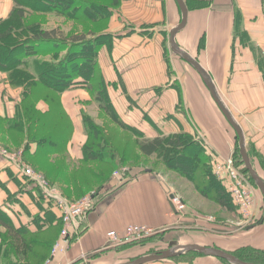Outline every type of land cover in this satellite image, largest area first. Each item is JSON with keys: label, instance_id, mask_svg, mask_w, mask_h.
Wrapping results in <instances>:
<instances>
[{"label": "crops", "instance_id": "obj_1", "mask_svg": "<svg viewBox=\"0 0 264 264\" xmlns=\"http://www.w3.org/2000/svg\"><path fill=\"white\" fill-rule=\"evenodd\" d=\"M184 2L188 17L184 28L174 35L176 46L207 69L215 90L241 95L233 97L234 107L256 109L254 114H247L243 124L238 123L246 135V142L254 144L264 157V79L254 57V53L259 52L264 57V6L261 0ZM14 6V0H0V20L6 19ZM47 16L58 17L59 14L49 12ZM181 19L182 10L176 0H121L107 27L113 39L103 44L97 55L100 71L105 82L110 84V98L127 125L137 127L150 139L158 133L187 132L198 141L195 133L203 132L205 154L210 158L215 153L228 157L232 141L215 134V117L214 120L209 117L190 120L184 114L180 98L186 101V94L189 98L203 93L204 89L200 78L185 69V59L172 49L170 43V31ZM57 22H49L47 29L57 28ZM169 47L173 56L167 50ZM38 59L50 60V56H38ZM32 62L30 71L34 70ZM0 85V115L12 120L20 107L21 89L10 90L3 82ZM248 95H252V99ZM91 99L89 90L82 83L59 94L55 112L58 118L54 117L53 122L56 127L72 125L67 152L74 161L83 157L82 146L86 141L83 113L95 102L90 103ZM35 107L45 113L50 105L40 97ZM35 149L36 144H32L30 152ZM148 168L151 167L146 170L135 168L129 174L127 168L120 176L109 179L100 194L92 198L91 209L76 221L66 242L63 241L62 249L52 256L53 264H122L186 244L210 249L218 247L225 251L243 243L264 248L263 218L244 230H234L233 214L230 217L229 210L190 187L188 190L182 186L181 196L168 179L174 171ZM262 169L264 171V167ZM19 172L15 165L6 161L0 150V210L15 227L26 226L33 232L37 228L35 220L40 218L39 223L46 229L52 215L46 220L45 212L50 209H45L48 206L38 199L32 185ZM175 193L184 204L182 210H175L170 201ZM227 223L231 224L226 227ZM131 224L150 227L154 234L144 242H107L109 231L121 233ZM0 230L4 228L0 226ZM174 252L184 253L181 250ZM79 259L81 262L76 263ZM145 264L228 263L197 252L191 263L163 259Z\"/></svg>", "mask_w": 264, "mask_h": 264}, {"label": "trees", "instance_id": "obj_2", "mask_svg": "<svg viewBox=\"0 0 264 264\" xmlns=\"http://www.w3.org/2000/svg\"><path fill=\"white\" fill-rule=\"evenodd\" d=\"M30 1L35 3L34 6L14 0L15 7L10 16L0 20V69L12 70V73L15 71V77L10 78L12 84H26L30 87L29 93L24 96L23 103L27 98H31L32 94V102L43 97L50 105L47 112L37 111L39 115L31 118L26 135L23 133L21 121L6 119L8 129H11V134H15L14 144L23 145L22 160L40 172L50 184H55L65 198L73 201L74 196L81 193L84 188L89 190L88 194L93 199L96 198L104 185L113 177L111 173L120 165L128 168L127 174L135 168L146 170L149 167L131 165L127 163L130 160H127L128 158L136 157V155L147 159L156 156L163 168L187 178L203 197L227 210H235L236 206L226 186L213 173L211 158L205 154L202 144L194 140L191 135L184 132L169 135L158 134L152 139H145L141 142L137 140L134 146L128 145V138L121 137L123 131H131V134L138 137L144 136V133L137 127L129 126L121 121L110 98V84L105 82L97 62V55L102 45L110 43L113 39L106 29L113 11L120 6L121 0ZM22 5L29 6L32 11L37 12L34 14L33 22L28 25L24 23L28 17ZM38 12L58 13L84 30L64 35L58 28L41 29L42 17L38 15ZM10 30L15 31L11 33ZM12 42H18L19 46L9 61L4 57L7 44ZM38 56H50V60H39ZM31 61L34 65L33 72L30 71ZM258 65L264 79L263 57L258 60ZM18 66H22L21 69H17ZM76 83L85 84L92 98L90 103L97 102L98 114L109 119L112 127L109 125H103L106 126L103 127L102 124L96 122L95 118L84 112L83 124L86 141L83 144V157L80 160L71 161L67 152V144L72 125L56 127L53 124V115L58 106L60 92ZM26 112L23 108L21 115L29 121L27 119L29 115ZM35 123L39 124L37 129L33 127ZM111 128L113 129L112 134H109L108 130ZM40 131L43 133H39ZM115 140H120L124 144L122 149L118 148L116 145L118 142ZM32 144H36L33 153L30 152ZM251 147L247 143L246 150L250 161L253 157V154L250 155ZM6 150L9 151L7 148ZM255 156L259 159V164L264 166L260 156L258 154ZM235 165L237 166L236 161ZM253 168L264 180L254 165ZM148 169L155 171L154 167ZM240 170L255 182L245 165ZM19 173L28 184L32 185L38 199L44 203L45 199L41 195L40 187L21 172ZM46 205L48 207L45 209L50 210L45 212V219L47 220V216L51 214L52 217L50 216L47 220L51 223L43 229V225L39 223L40 218H38L35 220L37 228L33 232L26 226L15 227L8 216L0 210V226L4 228L0 230V264H33L35 260V264H38L47 259L49 252L59 239L56 229L60 225L61 217L50 201H46ZM53 211L58 214V218L55 217L57 214ZM136 241L144 242L145 240ZM226 252L245 262L264 264V249L239 246L228 249ZM196 253L187 251L169 259L174 262L191 263ZM50 259H52L51 256ZM218 259L230 264L224 259Z\"/></svg>", "mask_w": 264, "mask_h": 264}, {"label": "rangeland", "instance_id": "obj_3", "mask_svg": "<svg viewBox=\"0 0 264 264\" xmlns=\"http://www.w3.org/2000/svg\"><path fill=\"white\" fill-rule=\"evenodd\" d=\"M19 2H22V4H28L30 6H32V5L34 6V4H35L33 1H30V0H19ZM22 7L25 9V11H26L25 14L28 17V19L24 23L26 25H28V24L33 22V19H35L34 18V14H37V13L32 11V9H30L31 7H29V6L22 5ZM48 13L47 12L46 13L38 12V15H40L42 17L41 18V22H40L41 29H47V27H49L48 24L50 25V23L53 24V22L58 21L59 23L57 22V28L60 29L61 32L64 35H69L72 32H77V31H80V30H84V29L80 28L81 26H78V25L74 24L72 21L65 19L62 15H59L58 17L50 16L48 18V16H47ZM9 16H10V14H9ZM10 31H11V33H13L15 30H10ZM19 32L21 33L20 29H19ZM7 45L8 46L6 48L7 50L5 52V57L4 58H6V60L10 61L11 58L13 57L12 56L13 53L15 52V50L18 48L19 45H18V42H12V43H9ZM167 50L171 53L170 55L173 56V53H172V50L170 49V47L167 48ZM4 51H5V49H4ZM63 54H64V52H63ZM254 57H255L256 61H258L262 57V54L260 52L259 53H254ZM184 62H185V69L193 71V73L198 78H200L201 85H202V87L204 89L203 93L191 95L189 98L187 97V94H186V101H184V99L180 98L181 102H182L181 104L183 105L184 114L188 118H190V120H193V119L194 120L195 119L198 120V118H205L206 119L208 117L210 118V120H214L213 117H215V120H214V124H215L214 131H215V134L217 136H221L222 139H227V140H231L232 141V146H231L232 148H231L230 155L233 157V160L235 159L234 163L236 161V164H237V166L236 165L235 166L240 171V173H242L240 169L244 166V164H243V162L241 163L242 159H241V155H240L239 141L237 139L236 132L230 126V124L226 121V119L224 118V116L222 115L220 110L218 109L216 103L213 101V98L211 97V95H210V93H209V91H208V89L206 87V84L204 83V80L198 74V71L190 63L186 62L185 60H184ZM199 65L202 68L205 76L208 77V79L210 80V82L212 83V85L214 87L215 83H214L213 79H211V77L208 75L207 69L203 65H201L200 63H199ZM21 67L22 66H18L17 69H21ZM0 70L2 71V73H0V82L5 83L9 87L10 90H12V89L14 90V89H17V88L21 89L20 107H19L18 113L16 112V114L14 115V119L17 120V121H21L23 123V133H24V135H26L27 134V128L30 126V123H31V118H35L37 115H39V113H38L39 111L35 107L37 102L39 101V99L36 100L35 102H32L33 100L31 99L32 98V94H31V98H27L25 100V102L23 103L24 96H25V94L29 93V91H30L29 88L30 87H27L26 84H12L11 83L10 78L15 77L14 76L15 71H13V73H12V70H7V69H0ZM31 72H33V70ZM187 86H188V83L186 84V87ZM214 91H215L219 101L223 105V107L226 108L230 114H231L230 111H232L233 114L236 116L235 118L234 117L233 118H234V120L236 121V123L238 125H239L238 122H240L241 124L244 123V118L247 116V114L251 115V113L254 114L256 112V109H254V108L253 109L249 108V109L241 110L240 108L234 107L235 104H234L233 97L241 96L240 94L232 95L230 93L225 92L224 90L219 91V90H215L214 89ZM248 98L252 99V95H248ZM226 105H227V107L229 106L230 108L232 106L233 107H232L231 110H229L230 108L228 107L229 108L228 109L226 107ZM23 108H25V110L27 111L26 113L29 115L27 117V119H29V121H26V117H23V115H21ZM86 112L89 115H91V117L95 118L97 123L102 124V126L103 125H109L110 127H112L110 122H109L110 121L109 119H107L104 115H103L104 116L103 117L102 115L98 114L99 112H98L97 102L92 103L87 108ZM118 115L121 118V121L124 122V120L122 119L123 118L122 115H120V114H118ZM54 117H55V119H56V117L58 118L57 115L56 116L53 115V118ZM45 120H47V119H45ZM3 121H5V122H3ZM6 122H7L6 118H4V117H2L0 115V150L5 151L7 153H10L11 155H14L15 159L20 161L21 164H24L26 166L31 167L29 164L25 163L22 160L21 150L23 149V145L17 146L16 144H14V140H13L14 137L13 136H15V134H11V129L6 130V126H7ZM53 124H55V122H53ZM9 125H11V124H9ZM38 126H39V124L35 123V125L33 127H34V129L35 128L37 129ZM103 127H106V126H103ZM240 129H241V127H240ZM112 130H113L112 128H111V130H108V133L112 134ZM7 131H9V132H7ZM241 132H242V135H243L244 146L246 148V145H247L248 141L246 142V139H245L246 135H245V133H243L242 129H241ZM39 133L42 134L43 132L40 131ZM185 133H187V132H185ZM158 134L160 135L161 133H158ZM195 134L197 136V139H199L198 141L202 142V146L205 147L204 140H203V137H204L203 132H200L198 134L195 133ZM121 135H122L121 137L123 139L128 138V140H129V144L128 145H131V146H134L136 144L135 142H137V140L139 142H141V141H144L145 139H150V138H147L145 136V134H144V136H139V137L135 136V134H131V131H127V132L123 131V133L121 132ZM191 137L195 140V138L193 136H191ZM25 139H27V137H25ZM115 141L118 142V144L116 143V145H118V148L122 149L124 144H122V142H120V140H115ZM2 144H5L7 147L5 145L2 146ZM248 144L251 145L252 143L249 141ZM251 146L252 147H251L250 155L253 154V157L251 158V161H252L254 167L256 168V170L259 171L261 176H264V171L262 169L264 166H261L259 164V159L255 155L258 154L260 156V159L263 162H264V157H263V155H261V153H260L261 151H259L257 149V147H255L254 144H252ZM6 148L10 152L7 151ZM82 152H83V146H82ZM215 155H220V154L215 153ZM70 160L74 161L72 159H70ZM127 160H129L127 163H130L131 165H141V166L145 165V166H149V167H154L155 170H161V171L164 169V168H162V165L159 164L156 156L147 159V158H144V157H138V155H136V157L135 156L134 157H130ZM249 160H250V158H249ZM251 161H250V163H251ZM252 163H251V165H252ZM253 165H252V167H253ZM263 165H264V163H263ZM32 169L36 172V174L38 176L41 177L42 181H45L48 186H50L52 189L56 190L55 192L60 194L63 197V199L69 201V199L65 198L62 195L61 190L55 184H50L48 182V180L40 172L36 171L34 168H32ZM139 169L143 170L144 168H139ZM116 171H118V173L121 174L122 172H126L127 171V167L120 165V167L114 169V171L111 173V175L113 176V173L116 172ZM242 174H243L247 184L251 187V190L254 192V194L256 196V208H255V216H254L255 218H253L254 221L251 224H249V226H245L243 228V225H241V226L237 225V222H239L240 219L242 220V215L238 211L237 207L235 208V210H232V211L229 210L230 217L233 214L232 225H234V230H244L246 227H250V225H252L254 222H257L259 220L261 221L262 218L264 220V217H263V215H264V195L262 194V191H261L259 185L256 182L251 181L246 174H244V173H242ZM168 179L175 184L176 192H178L181 196H183L182 195V190H184L182 188V186L183 187H188V190H190V188L192 190L193 189L196 190L194 188V186L191 184V182L187 178H185L184 176H181L180 174H178L176 172H174V173L172 172L168 176ZM263 183H264V180H263ZM184 192H185L186 196L189 197L187 192L186 191H184ZM88 193H89V190L87 188H84V189H82L81 193L75 195L74 198L77 199L79 196H83V195H86ZM41 195L43 197L42 191H41ZM44 203L46 204V201ZM55 217L58 218L57 215ZM58 223H59V221H58ZM229 224H231V223H229ZM229 224L227 223V224H225V226L228 227ZM235 227H236V229H235ZM61 229H62V222H60L59 227L56 229L58 236L60 235ZM239 246H246V247L248 246L249 248H255V249H259V250H263L264 249L262 247H256L255 245H252V244H249V243H243V244L234 246V248H237ZM216 249L217 250H222V249H220L218 247ZM229 249H231V248H229ZM52 251H53V248L49 252V255H48L47 259L43 263H38V264H53L54 261H53V259H50V256H54L55 257L56 253L52 254L53 253ZM223 251H225V250H223ZM184 253H186V252H184ZM29 258L31 259V255H29ZM33 259L35 260V257ZM79 261L81 262V259H79L76 263H78ZM35 262H36V260H35ZM35 262L33 264H35Z\"/></svg>", "mask_w": 264, "mask_h": 264}, {"label": "built area", "instance_id": "obj_4", "mask_svg": "<svg viewBox=\"0 0 264 264\" xmlns=\"http://www.w3.org/2000/svg\"><path fill=\"white\" fill-rule=\"evenodd\" d=\"M264 6V0H261ZM2 156L7 162L15 165L19 171L25 175L33 183L37 184L45 201H50L53 207L59 212L62 222V229L60 231L59 240L53 246V253L62 249L63 241L66 242L69 234L74 228V224L79 218L84 216L92 207V197L86 194L81 198L73 201H67L47 185L45 181L29 166L21 164L16 160L14 155L1 150ZM211 165L214 175L227 188L232 198L233 204L237 207L242 215V220L237 222V225L249 226L255 218L256 196L247 184L244 176L235 166L233 157L229 155L224 157L222 155L211 154ZM113 176H120L118 171L113 173ZM170 201L175 210H182L184 204L177 194H172ZM154 234V230L150 227L141 224L128 225L123 232L111 230L107 233V242L110 244L129 243L140 239L149 238Z\"/></svg>", "mask_w": 264, "mask_h": 264}, {"label": "water", "instance_id": "obj_5", "mask_svg": "<svg viewBox=\"0 0 264 264\" xmlns=\"http://www.w3.org/2000/svg\"><path fill=\"white\" fill-rule=\"evenodd\" d=\"M176 1L178 2V4L181 7L182 19H181V22L179 23V25L174 27L170 31V43H171L172 49L174 51H176L177 53H179L183 57V59H185L188 63H190L198 71V73L201 75L202 79L204 80V83L206 84V86L210 92L211 97L213 98L214 102L218 106L220 112L222 113V115L224 116L226 121L230 124V126L236 132V135H237V138L239 141L240 155H241V158L243 160V163H244L246 169L248 170L250 176L252 177V179L259 185V187L262 191V194L264 195L263 180L259 177V175L253 169V167L250 163L246 148L244 146V140H243V135H242L240 126L236 123V121L232 118V116L228 112V110L226 108H224L223 105L221 104V102L219 101V99H218V97L214 91V87H213L212 83L210 82L208 77L205 76V74H204L202 68L200 67L199 63L195 59L191 58L186 52L179 49L174 42L175 33L184 28V26L187 22V17H188V9L185 5L184 0H176ZM176 250H181L182 252L194 251V252H198V253L205 254V255H211V256H215L217 258L224 259V260H226L232 264H256V263H250V262L242 261V260L236 258L234 255H232L229 252H226L223 250H217V249H210V248L200 246L197 244L178 245L177 247L171 246L168 249H165V250H162L159 252H155V253H151V254H147V255L141 256L139 258H136L134 260L128 261L126 263H122V264H145L148 262H153V261H158V260H163V259H169L172 256L178 255V253L176 254L174 252Z\"/></svg>", "mask_w": 264, "mask_h": 264}]
</instances>
